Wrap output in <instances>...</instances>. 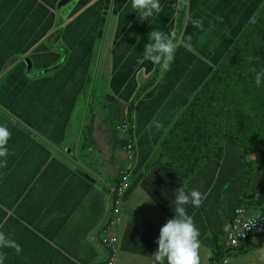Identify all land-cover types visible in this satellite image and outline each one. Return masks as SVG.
I'll list each match as a JSON object with an SVG mask.
<instances>
[{"label":"crops","instance_id":"1","mask_svg":"<svg viewBox=\"0 0 264 264\" xmlns=\"http://www.w3.org/2000/svg\"><path fill=\"white\" fill-rule=\"evenodd\" d=\"M160 3L159 15L140 22L131 0H0V125L12 133L0 168V231L22 248L19 255L0 249L4 264H105L110 188L129 165L121 222L108 232L118 238L116 264H155L160 228L173 218L175 190L185 182L186 191L206 196L201 207L186 206L200 231V264L225 255L222 264H264L261 236L234 252L223 245L237 204L264 216V170L249 176L243 153L229 144L186 181L161 157L191 92L260 0H187L175 59L133 107L137 156L130 164L123 148L130 137L117 129L156 71L137 58L152 30L169 32V0ZM197 19L202 27L193 25ZM194 63L201 72H186ZM141 72L148 73L140 79Z\"/></svg>","mask_w":264,"mask_h":264},{"label":"trees","instance_id":"2","mask_svg":"<svg viewBox=\"0 0 264 264\" xmlns=\"http://www.w3.org/2000/svg\"><path fill=\"white\" fill-rule=\"evenodd\" d=\"M254 9L257 10L246 26L238 31L237 39L231 37V43L223 45V50L228 47V51L220 64L192 96L161 142L163 150L161 157L169 160L183 181L190 179L204 164L211 162L215 157L223 156L225 144L242 151V159L249 176L258 168L264 170V137L259 139L254 133L255 130L249 124L247 115L241 111V99L233 85L237 80L244 81L250 62L260 60L264 64V3ZM184 16L185 5L176 24L177 41L184 27ZM251 39L255 40L252 51ZM250 57L253 59L250 60ZM161 68V65H157L153 78L139 89L127 112L129 127L127 135L133 143L135 126L132 117L133 107L156 83ZM234 121L238 124L237 128H234ZM250 151L255 153L256 162L247 160ZM120 181L119 177L118 184ZM218 254L222 255V252L219 250ZM216 257L218 261L220 258Z\"/></svg>","mask_w":264,"mask_h":264},{"label":"clouds","instance_id":"3","mask_svg":"<svg viewBox=\"0 0 264 264\" xmlns=\"http://www.w3.org/2000/svg\"><path fill=\"white\" fill-rule=\"evenodd\" d=\"M187 0H177L174 7L186 5ZM131 7L138 13L140 22L155 18L162 11L160 0H131ZM202 20H194L193 25L202 27ZM187 41L191 37L186 38ZM149 43L145 45L143 55L137 58L138 64L151 62L154 65H161L164 70L170 67L174 59L178 42L175 29L164 32L154 29L149 33ZM187 47L188 44H185ZM253 59L252 57L249 58ZM255 72V84L260 87L264 84V69ZM12 136L6 125H0V168L7 166L9 155L8 142ZM187 183L178 187L176 196L172 201L174 216L160 228L159 237L156 241L158 249L153 253L155 264H200L198 250L201 248L200 231L197 228L193 216L187 212L188 205L199 208L203 205L206 196L197 189L186 191ZM12 248L16 254H21V246L11 237L0 231V249ZM7 254L0 252V264H4ZM264 260V257L261 258Z\"/></svg>","mask_w":264,"mask_h":264},{"label":"built area","instance_id":"4","mask_svg":"<svg viewBox=\"0 0 264 264\" xmlns=\"http://www.w3.org/2000/svg\"><path fill=\"white\" fill-rule=\"evenodd\" d=\"M123 132L128 134L129 127L126 123L122 126ZM130 164L136 160L135 143L128 141L124 147ZM131 168L121 170L119 173L120 183L117 186L110 188L112 194V217L105 227V234L102 238V244L107 247L108 258L105 264H116L118 257V238L116 236H109L108 232L114 225H119L121 222L120 211L123 203V197L128 189V184L131 176ZM253 236H261L264 238V216L262 214H251L246 205H238L234 208L231 215L228 232L224 238V246L229 252L238 251L243 244ZM228 262V258L226 259Z\"/></svg>","mask_w":264,"mask_h":264},{"label":"rangeland","instance_id":"5","mask_svg":"<svg viewBox=\"0 0 264 264\" xmlns=\"http://www.w3.org/2000/svg\"><path fill=\"white\" fill-rule=\"evenodd\" d=\"M172 1L173 0H169V31H170V29H172L174 27V24L176 23V20L180 15V13L177 12V8L173 6ZM263 1L264 0H260L259 6L263 3ZM259 6H256V7L258 8ZM254 8L247 10V12L245 14V18H243V20H242V21H244V27L246 26V23L250 20V18L253 16L254 12L257 10ZM186 14H187V12H186ZM244 27L238 28L237 30L232 31V32H235V36H233V37L236 38L238 31L240 29H243ZM253 37L256 38L255 36H253ZM181 42L183 43V41L179 38L178 43L181 44ZM251 42H252V44H251ZM184 43H187V42H184ZM254 43H255V40L251 39L250 40L251 51L254 48ZM100 46H101V44L98 47L100 48ZM224 50L225 51L222 54L223 56L228 51V47H227V49H224ZM222 57H221V60H222ZM174 59H175V55H174ZM210 64H212V67L208 68V70H207V72H209L208 77L214 71V69H216V67H217L212 62H210ZM253 69H255L256 72H259L262 69H264V64L260 60H254V61L250 62L248 67H247L246 78L244 79V81L240 82L237 80L233 83V85L235 86V90L237 91L238 96L241 99V104H242L241 111L247 115V120H248L249 124L254 128V130H255L254 133L257 134V138L261 139L264 137V84H262L260 87L256 86V84H255V72L253 71ZM186 72H190V73L192 72L194 74H197V72H201V70L198 69V67L195 66V63H194L192 65V67H189L187 69ZM146 73H148V72H145V73L141 72L139 74L140 79H142V77L144 76L143 74H146ZM102 80H103V78H102ZM147 80H149V79H147ZM147 80L145 81V83L147 82ZM180 82L181 81H179V83ZM102 83H104V81H102ZM203 83H204V81L197 83L196 88L194 89L193 92H191L192 96L195 93H197V91L201 88ZM192 96H191V98H192ZM83 100H84V97H83ZM103 101H105V100H103ZM233 124H234V128H237L238 124L236 123V121H234ZM123 125L125 126V124H123ZM122 126L119 125L120 128H118L117 131H120L121 134L122 133L124 134V132H123L124 128ZM253 141H255V140H253ZM226 145H228V144H225V147H226ZM247 159L250 160V162H254V161L256 162L255 153L250 151L248 153ZM133 163H135V162H133ZM129 166L126 168L124 167V169H121V170L128 169ZM131 170H132V168H131Z\"/></svg>","mask_w":264,"mask_h":264},{"label":"water","instance_id":"6","mask_svg":"<svg viewBox=\"0 0 264 264\" xmlns=\"http://www.w3.org/2000/svg\"><path fill=\"white\" fill-rule=\"evenodd\" d=\"M78 2V0H64V3L67 5V6H71V5H75L76 3ZM225 241V240H224ZM223 241V245L225 244ZM227 251H225V254H226ZM226 256V255H225ZM225 256L216 264H222L225 260Z\"/></svg>","mask_w":264,"mask_h":264}]
</instances>
